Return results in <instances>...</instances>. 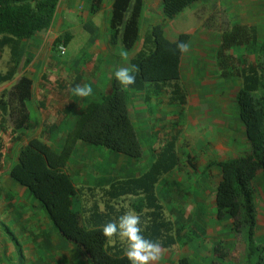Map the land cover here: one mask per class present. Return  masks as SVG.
<instances>
[{"label": "trees", "instance_id": "16d2710c", "mask_svg": "<svg viewBox=\"0 0 264 264\" xmlns=\"http://www.w3.org/2000/svg\"><path fill=\"white\" fill-rule=\"evenodd\" d=\"M201 1L162 0V11L168 20H174ZM60 2L0 0V50L10 46L14 51L22 41H31L48 32ZM102 2L93 0V14L98 12ZM143 11L144 0H114L112 4L109 31L112 39L127 52H133L139 41ZM217 13L223 16L224 12ZM217 13L208 16L204 28L220 35L219 75L240 83L235 104L248 152L209 164L206 171L212 167L219 170V181L213 193V212L218 221L230 220L231 231L240 247V264H264V244L258 242L256 189L259 173L264 175V37L256 53L239 54L240 49L250 51L257 46L258 28L231 23L228 14L224 21L219 14L221 24L216 26ZM72 38V34H67L57 39L52 45L53 51L62 55L59 48H66ZM181 41L190 44L191 35L180 34L177 40L171 41L165 36L162 25L152 26L142 48L130 61V66L139 68L136 83L123 88L113 73L109 91L83 109L71 130L63 134L59 148L50 143V136L59 130L60 125H46L48 135L18 146L16 161L8 171L4 170L7 152L11 145L21 142V131L27 128L30 120L28 103L32 100L35 84L16 71L17 62L6 73H0V88L11 84L0 93V181L6 175L25 188L40 205L54 230L81 251L85 264H130L124 255L126 243L116 238L109 240L101 234L103 225L118 220L128 211L140 215L144 228L142 234L146 239L158 240L163 250L171 251L185 244L174 221L166 216L155 190V185L179 166L177 136L159 131L153 133L156 136V143L151 146L154 161L151 168L137 178L118 179L110 181L109 185L90 187L77 185L69 171L80 144L133 160L144 157V145L131 117V92L144 94L145 102L155 99L158 105L180 109L187 106L188 90L181 77L184 53L176 49ZM30 63L27 60L23 68ZM44 82L43 79L41 83ZM55 84L59 85V81ZM60 86L57 91L49 90L48 93L57 99H65L69 95ZM42 106L51 109L58 105L45 100ZM59 108L63 110L65 120L71 114L72 105L64 103ZM10 229L0 212V231L17 248L20 234L12 233ZM212 252L221 259L229 257V252L222 251L221 246ZM16 253L21 257L23 247L20 246ZM1 261L0 254V264ZM176 264H191V261L181 257Z\"/></svg>", "mask_w": 264, "mask_h": 264}, {"label": "rangeland", "instance_id": "374dc122", "mask_svg": "<svg viewBox=\"0 0 264 264\" xmlns=\"http://www.w3.org/2000/svg\"><path fill=\"white\" fill-rule=\"evenodd\" d=\"M149 1L153 13L148 14L149 17L154 18V22L163 24L162 27L168 37L171 36L172 31L179 34L193 31L195 44L191 46V49L199 52L193 54L197 56V59L192 58L191 64L186 61L182 70V82L188 90V104L184 109L168 105H152V109L149 110V121L138 124L145 151L142 159L133 160L103 149L82 147L74 158L73 166L76 170L84 166L83 170L90 171L93 181L97 178L102 185L113 180L137 178L148 171L154 161L151 146L156 143V136L150 134V131L155 129L163 134L177 136L179 166L155 185V190L164 205L166 216L174 221L180 239L185 244L171 251L163 250L160 260L155 264H176L181 257L190 259L191 264H240V247L236 244L235 236L231 231L230 220L226 218L218 221L214 217L213 193L219 181V170L217 167H212L206 171L212 162L241 156L248 152V143L235 104V95L240 83L232 78H221L217 72L214 57L201 54V50L205 51L216 42L217 33L205 29L204 24L208 16L211 17L220 10L224 13L223 16L217 13L216 26L221 24L220 15L224 21L228 14L231 23L255 25L261 42L264 36V0H203L173 21L161 15L159 0ZM86 2L87 0H81L78 3V10H81L82 15L80 21H84V17L87 19L88 13L83 11ZM70 17L73 18L70 22L73 38L66 46V55L62 56L54 52V56L60 62L74 67L81 62V58L88 50L92 36L77 20V13ZM99 18L100 21L108 20L109 15L102 14ZM145 34L142 31V35L145 36ZM258 47L259 44L253 50L240 49L238 52L239 54L256 53ZM41 55L35 64V73L44 69L45 59ZM141 101V95L132 96L135 109H139ZM135 112L138 116L136 119L142 120L143 115L140 110ZM51 144L59 148L62 142L56 141ZM256 180L259 208L258 242L264 244V175L262 172ZM14 228L11 226L12 233L15 231ZM0 234L5 236L2 231ZM18 242L15 252L10 246L4 245L1 264L17 262L23 264L22 261L28 259L27 255L18 257L16 252L20 246L24 245L22 239L18 238ZM218 246H221L222 251L229 252L227 259H221L212 252ZM49 259L45 263H49ZM74 262L84 264L79 257Z\"/></svg>", "mask_w": 264, "mask_h": 264}, {"label": "crops", "instance_id": "0c3cea01", "mask_svg": "<svg viewBox=\"0 0 264 264\" xmlns=\"http://www.w3.org/2000/svg\"><path fill=\"white\" fill-rule=\"evenodd\" d=\"M79 1L81 0H61L55 21L48 32L37 35L31 41H22L14 51L10 48V46L0 50V73H6L10 68L13 67L14 62H17L18 68L16 71L21 72V75L33 80L35 84L32 91V100L28 103L30 120L28 122L27 128L21 131L23 134L21 142L14 144L13 146L11 145V150L7 152L8 154L4 169L5 171H8L15 163L18 146L26 144L28 141L34 138H41L43 135H48V133L45 131L46 125H60L59 130L51 134L50 143L56 141L62 142L63 134L71 130L83 109L89 103L98 101L104 93L109 91L110 81L115 70L121 66L130 67L131 59L136 54V52L142 48L144 39L149 33L151 27L163 25L161 23L154 22V18L149 17L148 14H153L151 12L152 6L149 0H144L140 38L135 50L133 52H128L129 58L127 61H125L120 56V52L124 49L121 47L118 41H114L112 39L111 32L109 31L111 9L114 0H103L96 14L91 12L93 0H87L83 11L85 10V12L88 14L87 19L84 17V21H80L82 20V15L81 10H78ZM159 8L162 12L161 15L166 18L162 11V0H159ZM76 10H78V12ZM75 13H77V20H79L81 26H84L92 37L88 46V50H86V53L81 58V62L72 67L71 64L60 62L54 56L52 45L60 37L71 34L70 22H72L71 20L73 18H71L70 15ZM106 13L109 15L108 20L105 19L100 21L99 16ZM142 31L146 33L145 36L142 35ZM166 34L167 32H165V36L171 41L177 40L180 35L174 31L170 33V37H168ZM183 34L191 35V42L189 44V51L184 53L181 60V77L185 62L187 61L191 64L192 58L193 60L197 59V56L193 54L199 52L198 50L191 49V46L195 44L193 41V31L189 30ZM217 35L218 36L214 45H211V48H206V50L203 52L201 50V54H208V56L214 57L217 66V72L219 73L217 53L220 48V35ZM0 40H2V38H0ZM261 42L259 35L257 44H261ZM40 55L45 59L44 69L39 73H35L34 67ZM189 56H191V58H189ZM27 60H30L31 63L26 68H23ZM54 66L59 68L54 70ZM47 78L48 81H46ZM43 79L45 82L42 84L41 81ZM57 81H59V85H61L60 88L64 89L69 95L65 99H57L54 97V95L48 93L49 90L57 91V86H59L55 84ZM76 84H90L94 90V96L89 98H81L73 95L71 88ZM10 85L11 84H7L1 87L0 93L9 88ZM131 93L132 96H142L139 109H135L136 106H134V103L132 102V97L130 100L131 117L139 132L140 128L138 127V124L149 121V110L152 109V105H163H158L155 99H152L151 102H145L144 94L134 92ZM45 100L50 101L54 106H58L54 108L52 107L51 109H45L42 106ZM64 103L70 104V106L72 105L71 114L65 120V115H63L64 112L61 108H59L60 105ZM135 110H140L141 114L143 115L142 120L136 119L138 116H136L137 113ZM48 113L50 114L47 115ZM155 131L158 130L152 129L150 134L153 135ZM82 147L93 149L91 146L80 144L74 158L76 155H78L79 148ZM74 158L71 161L69 171L73 175L77 185L90 187L109 185L110 182L103 185L100 184V181L97 178H95L93 181V178L90 176L92 174L89 173L90 171L88 169L83 170L84 166L83 168L79 169L80 171L76 170L73 166ZM80 167H82V165ZM0 212L3 218L7 220L8 225L15 227V231L20 234L19 238L22 239L24 244L22 246L23 256H28L27 260L24 259L22 261L23 264H76L74 260L77 257H79L80 261L82 260V263L85 264V260L81 251L74 245L64 240L63 237H61L54 230L40 205L30 196L27 190L17 185L6 175L0 181ZM4 245L5 247L10 246V248H12V250L15 252L14 244L11 243L5 236L3 237L0 234L1 256H3L2 252ZM47 259L50 260L49 263H45ZM16 264H18V262Z\"/></svg>", "mask_w": 264, "mask_h": 264}, {"label": "clouds", "instance_id": "9594fccd", "mask_svg": "<svg viewBox=\"0 0 264 264\" xmlns=\"http://www.w3.org/2000/svg\"><path fill=\"white\" fill-rule=\"evenodd\" d=\"M189 47L190 45L183 41L176 45V49L181 53L188 52ZM60 51L64 52L63 47ZM120 56L125 61L129 58L128 52L125 50L120 52ZM138 72L139 68L136 65L121 66L115 70L114 77L121 87L129 88L136 83V73ZM71 92L81 98L94 96V90L90 84H76L71 88ZM143 231L141 217L133 211L125 212L118 220L110 221L101 228V234L105 238L109 240L116 238L126 243L124 255L130 264H155L163 254L162 244L158 240L146 239L142 234Z\"/></svg>", "mask_w": 264, "mask_h": 264}, {"label": "built area", "instance_id": "2783aa9c", "mask_svg": "<svg viewBox=\"0 0 264 264\" xmlns=\"http://www.w3.org/2000/svg\"><path fill=\"white\" fill-rule=\"evenodd\" d=\"M61 47H63V46H61ZM61 47L59 48V51H60ZM63 49H64V52H63V53H61V51H60V53H61L62 55H64V54H65V52H66V48H65V47H63Z\"/></svg>", "mask_w": 264, "mask_h": 264}]
</instances>
